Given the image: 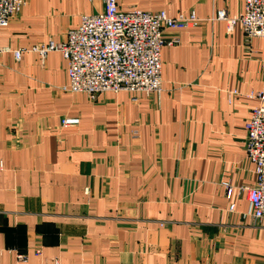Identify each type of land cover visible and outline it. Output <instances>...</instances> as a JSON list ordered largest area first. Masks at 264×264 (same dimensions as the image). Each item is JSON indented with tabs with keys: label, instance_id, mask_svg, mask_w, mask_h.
Masks as SVG:
<instances>
[{
	"label": "crops",
	"instance_id": "1",
	"mask_svg": "<svg viewBox=\"0 0 264 264\" xmlns=\"http://www.w3.org/2000/svg\"><path fill=\"white\" fill-rule=\"evenodd\" d=\"M117 3L200 17L164 28L178 41L162 47L160 91L90 98L67 88L59 50L32 49L101 0H25L0 25V264H264L241 188L255 179L244 124L258 102L246 93L264 86V37L211 18L243 0Z\"/></svg>",
	"mask_w": 264,
	"mask_h": 264
},
{
	"label": "built area",
	"instance_id": "2",
	"mask_svg": "<svg viewBox=\"0 0 264 264\" xmlns=\"http://www.w3.org/2000/svg\"><path fill=\"white\" fill-rule=\"evenodd\" d=\"M101 1L102 8L82 13L79 23L67 30L62 41L50 38L32 49L41 56L49 50H59L67 60V88L86 92L90 98H96L103 90L160 91L162 47L178 41L177 37L166 38L164 28L194 25L200 17L192 9L170 15L165 9L146 10L137 6L124 9L118 6L117 0ZM24 4L25 0H0V25H6ZM211 18L224 20L228 31L238 25L248 40L264 37V0H243L242 10L233 15L226 8H219ZM20 52H14L17 58ZM246 95L257 98L258 102L244 124V145L254 165L255 179L241 186L247 198L242 215L252 217L264 227V86ZM78 122L77 116L61 118L63 125ZM226 185V194L230 197L232 187ZM84 191L88 192L87 186ZM233 206L231 202L230 207ZM35 252L40 254L41 250L38 248ZM16 256L20 261L26 260L20 251ZM54 261L57 263V258Z\"/></svg>",
	"mask_w": 264,
	"mask_h": 264
}]
</instances>
